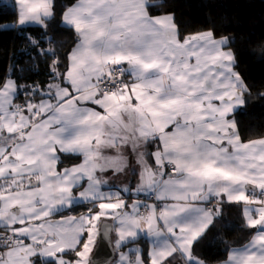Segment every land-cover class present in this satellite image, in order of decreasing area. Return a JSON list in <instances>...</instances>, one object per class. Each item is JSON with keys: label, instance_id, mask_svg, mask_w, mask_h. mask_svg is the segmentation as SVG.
Instances as JSON below:
<instances>
[{"label": "snow or ice", "instance_id": "obj_1", "mask_svg": "<svg viewBox=\"0 0 264 264\" xmlns=\"http://www.w3.org/2000/svg\"><path fill=\"white\" fill-rule=\"evenodd\" d=\"M157 6L72 0L61 23L77 42L63 71L47 48L50 81L22 104L17 83L0 80V264H93L97 238L113 232L118 251L142 235L151 244L116 264H205L194 245L224 203L243 205L250 232L223 264H264V137L242 140L229 118L250 94L229 38L183 35L173 14H150ZM14 10L17 25L45 30L56 15L54 0ZM126 170L145 199L129 204L131 189L104 179Z\"/></svg>", "mask_w": 264, "mask_h": 264}, {"label": "trees", "instance_id": "obj_2", "mask_svg": "<svg viewBox=\"0 0 264 264\" xmlns=\"http://www.w3.org/2000/svg\"><path fill=\"white\" fill-rule=\"evenodd\" d=\"M72 0H54L56 15L45 30L38 25H17L15 0H0V80L14 78L17 100L24 102L26 91L45 88L50 81L52 58L45 54L55 49L62 62L73 48L76 36L64 28L61 12ZM153 15L171 13L183 35L212 31L216 38L228 37L236 57V69L249 89L245 104L235 112L242 140L264 137V0H157ZM7 5V7H5ZM46 33V34H45ZM49 38L54 43H49ZM35 41L36 43H33ZM221 216L194 245V254L205 264L227 258L228 250L249 238L242 204L224 203ZM86 212L78 207L76 213ZM143 252L148 246L143 242ZM175 264H181L178 258Z\"/></svg>", "mask_w": 264, "mask_h": 264}, {"label": "crops", "instance_id": "obj_3", "mask_svg": "<svg viewBox=\"0 0 264 264\" xmlns=\"http://www.w3.org/2000/svg\"><path fill=\"white\" fill-rule=\"evenodd\" d=\"M156 1L157 0H152L153 3H155ZM149 12H150V8H149ZM150 14L153 15L151 12H150ZM160 15H162V14H160ZM154 16H156V15H154ZM29 25H34V24H29ZM24 26H27V25H24ZM230 50H231V48H230ZM235 70L238 72V70L236 68H235ZM9 78L15 81L14 78H11V77H9ZM9 78H7V79H9ZM241 78H242V76H241ZM17 91H18V88H17ZM16 102L21 103V104L23 103L22 101H16ZM242 106L238 107L236 111H238ZM235 112L233 114H231L229 118L235 119V121H236V118L234 116ZM236 125H237V130L240 132L237 121H236ZM257 139H259V138H257ZM129 163H130V166L135 167L137 169V172L139 171V166L136 165L135 160L131 156H129ZM104 179H106L108 181L109 185H114L115 189H123L125 187L131 189L130 192H122L123 198L129 204H131L134 200H137V199H142V200L145 199L144 194H139V196L136 194L135 187H136V184L138 182L139 177H138V175H132L131 171L126 170L125 172L120 173V174H116V175H113L111 172H109V173L104 174ZM158 203H162V202H158ZM71 214L79 215V213H76V211L71 213ZM109 222L112 223V221H110V220H109ZM99 239L100 238H97L96 246L93 248V251L91 253V257H90L91 259L94 256V254H95V252L99 246ZM114 241H115V232L112 233V242H113V247H114V250L116 252V255H115L114 260L111 262V264H116V261H118V259H119L120 252L129 253V250L132 248H140L143 251V249H144L143 242H145L147 244L148 250L151 248V244L149 242V239L147 237H144L143 235L139 238V240L136 243L128 244L125 247H122L119 251L115 249ZM68 258H71V257H68ZM225 260H223V261H225ZM223 261L220 263H217V264H223Z\"/></svg>", "mask_w": 264, "mask_h": 264}, {"label": "water", "instance_id": "obj_4", "mask_svg": "<svg viewBox=\"0 0 264 264\" xmlns=\"http://www.w3.org/2000/svg\"><path fill=\"white\" fill-rule=\"evenodd\" d=\"M107 223H110L109 221H105ZM116 255V252L113 247L112 242V234H111V240L99 239V246L92 257L93 264H111V262L114 260Z\"/></svg>", "mask_w": 264, "mask_h": 264}, {"label": "built area", "instance_id": "obj_5", "mask_svg": "<svg viewBox=\"0 0 264 264\" xmlns=\"http://www.w3.org/2000/svg\"><path fill=\"white\" fill-rule=\"evenodd\" d=\"M154 201L152 199H148V203H153ZM158 203V202H156Z\"/></svg>", "mask_w": 264, "mask_h": 264}, {"label": "rangeland", "instance_id": "obj_6", "mask_svg": "<svg viewBox=\"0 0 264 264\" xmlns=\"http://www.w3.org/2000/svg\"><path fill=\"white\" fill-rule=\"evenodd\" d=\"M24 26V25H23Z\"/></svg>", "mask_w": 264, "mask_h": 264}]
</instances>
